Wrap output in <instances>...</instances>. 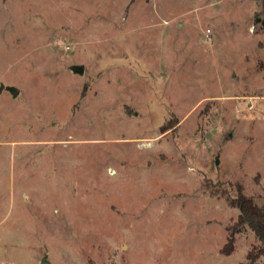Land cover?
<instances>
[{
    "label": "rangeland",
    "instance_id": "obj_1",
    "mask_svg": "<svg viewBox=\"0 0 264 264\" xmlns=\"http://www.w3.org/2000/svg\"><path fill=\"white\" fill-rule=\"evenodd\" d=\"M262 6L0 0V264L247 261L249 226L221 249L225 192L264 207Z\"/></svg>",
    "mask_w": 264,
    "mask_h": 264
},
{
    "label": "trees",
    "instance_id": "obj_2",
    "mask_svg": "<svg viewBox=\"0 0 264 264\" xmlns=\"http://www.w3.org/2000/svg\"><path fill=\"white\" fill-rule=\"evenodd\" d=\"M225 193H228L226 195L230 204L238 207L240 213L234 224V231L230 233L227 242L221 251L224 254L232 253L234 250L236 231H240L244 227L249 226L263 245L260 247L254 246L247 254V261L240 262L239 264H255L258 258L264 254V207L258 205L252 197L247 196L240 185H237L234 194L229 192ZM224 195L225 194L223 193V196Z\"/></svg>",
    "mask_w": 264,
    "mask_h": 264
},
{
    "label": "built area",
    "instance_id": "obj_3",
    "mask_svg": "<svg viewBox=\"0 0 264 264\" xmlns=\"http://www.w3.org/2000/svg\"><path fill=\"white\" fill-rule=\"evenodd\" d=\"M261 3L263 4V11L258 14L257 16V23L252 26V30L255 29L256 26H258L263 32H264V0H261Z\"/></svg>",
    "mask_w": 264,
    "mask_h": 264
},
{
    "label": "water",
    "instance_id": "obj_4",
    "mask_svg": "<svg viewBox=\"0 0 264 264\" xmlns=\"http://www.w3.org/2000/svg\"><path fill=\"white\" fill-rule=\"evenodd\" d=\"M72 70L75 71V72L83 73V71H84V66H83V65H73V66H72ZM9 90H11V92H12V94H13L14 96H16V94L18 93V90H17V88H16L15 86H10V87H9ZM45 263H46V261H45V259H44V260H43V264H45Z\"/></svg>",
    "mask_w": 264,
    "mask_h": 264
}]
</instances>
